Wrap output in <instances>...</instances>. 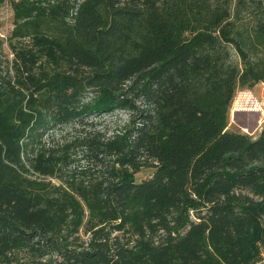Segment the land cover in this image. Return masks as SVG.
<instances>
[{"label": "trees", "instance_id": "1", "mask_svg": "<svg viewBox=\"0 0 264 264\" xmlns=\"http://www.w3.org/2000/svg\"><path fill=\"white\" fill-rule=\"evenodd\" d=\"M4 4L0 264L258 263L264 127H227L264 83V0ZM115 111L123 128L93 127Z\"/></svg>", "mask_w": 264, "mask_h": 264}, {"label": "rangeland", "instance_id": "2", "mask_svg": "<svg viewBox=\"0 0 264 264\" xmlns=\"http://www.w3.org/2000/svg\"><path fill=\"white\" fill-rule=\"evenodd\" d=\"M12 18L13 15L9 6L7 4L0 6V70H3L12 59L8 47V37L14 27ZM13 43L20 45V43ZM129 119L130 116L127 112L115 111L94 120L92 123L96 130L106 133L107 136H111L116 130L123 128ZM262 127H264V83L256 84L251 88L239 89L234 96L229 110L227 129L231 132L244 133L255 138ZM78 128L70 126L61 128L52 135H49L48 139L57 142L64 135L75 136L77 135L76 131L79 130ZM91 129V127H88L86 130ZM82 164L78 166L86 165L85 163ZM152 172L150 169H142L136 175L135 181L139 182L148 179ZM256 264H264V254H262V259Z\"/></svg>", "mask_w": 264, "mask_h": 264}]
</instances>
